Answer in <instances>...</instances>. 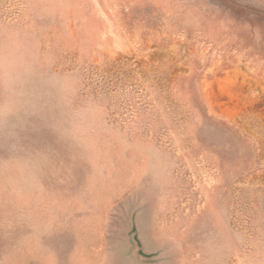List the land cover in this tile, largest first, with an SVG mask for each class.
I'll return each instance as SVG.
<instances>
[{
    "label": "rangeland",
    "instance_id": "obj_1",
    "mask_svg": "<svg viewBox=\"0 0 264 264\" xmlns=\"http://www.w3.org/2000/svg\"><path fill=\"white\" fill-rule=\"evenodd\" d=\"M0 264H264V0H0Z\"/></svg>",
    "mask_w": 264,
    "mask_h": 264
}]
</instances>
